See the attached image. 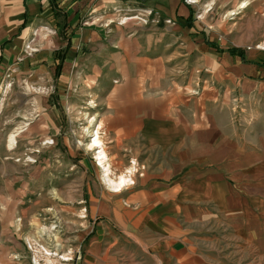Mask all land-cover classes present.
Returning <instances> with one entry per match:
<instances>
[{"label":"crops","instance_id":"crops-1","mask_svg":"<svg viewBox=\"0 0 264 264\" xmlns=\"http://www.w3.org/2000/svg\"><path fill=\"white\" fill-rule=\"evenodd\" d=\"M20 60L60 64L28 138L100 143L42 206L47 264H264V0H0V74Z\"/></svg>","mask_w":264,"mask_h":264},{"label":"rangeland","instance_id":"rangeland-1","mask_svg":"<svg viewBox=\"0 0 264 264\" xmlns=\"http://www.w3.org/2000/svg\"><path fill=\"white\" fill-rule=\"evenodd\" d=\"M58 51V50H56ZM58 55V54H57ZM56 66L46 65L44 70L40 64H24L18 61L11 66L2 68L0 74V264H47L45 254L47 251L42 249L41 228H47L50 231H56L59 225V218H53L51 222L42 212H48L47 208L51 203V211L62 205V183L61 167L64 162L72 161L78 163V160H86L89 164L90 151L86 148H95L100 146L97 142L91 146L93 140L86 138L72 139L69 145V151H63L64 143L58 141L57 144L44 143L40 139H34L33 142L26 133L27 123L30 121L40 122L43 116L41 95L45 75L50 74L49 85L51 88L56 86L55 75ZM56 74V73H55ZM53 96V95H52ZM73 96L68 97V105L71 108L63 111L55 107L59 102L57 96L49 98L50 105L56 108L55 117L59 120H86L90 114L86 109V114L75 113ZM71 100V102H70ZM89 103V101H88ZM87 103V104H88ZM257 103H260L259 101ZM248 106H245L247 109ZM83 110V109H82ZM84 111V110H83ZM261 119L264 120V105L259 109ZM80 116H83L80 118ZM11 127L13 129L11 130ZM39 131V130H37ZM85 132V131H84ZM15 133L14 146H10V136ZM98 141V140H96ZM87 143V144H86ZM34 152L35 158L31 159V153ZM68 153V154H67ZM102 153V156H98ZM91 154V153H90ZM81 156V157H78ZM97 162L101 164L104 153L101 150L95 152ZM93 156V158H94ZM49 157V161L47 158ZM68 160H64V159ZM34 168V185L30 190L34 193H26V185L29 179V172ZM45 168L47 171L42 175L41 171ZM48 173H50L48 175ZM121 177V176H120ZM120 177L113 181H117ZM44 180V181H43ZM46 180V181H45ZM109 181V180H108ZM110 183V182H109ZM37 201V213L35 223H29L33 219V214L26 211L28 204ZM45 210V211H42ZM44 218V219H42ZM38 219V220H37ZM50 221V222H49ZM41 223V224H40ZM44 223V226H42ZM41 225V226H40ZM39 235V236H38ZM56 240V237H55ZM45 253V254H44ZM36 258V260L34 259ZM48 264H50L48 262ZM51 264H58L54 258ZM223 264V263H222Z\"/></svg>","mask_w":264,"mask_h":264},{"label":"bare ground","instance_id":"bare-ground-1","mask_svg":"<svg viewBox=\"0 0 264 264\" xmlns=\"http://www.w3.org/2000/svg\"><path fill=\"white\" fill-rule=\"evenodd\" d=\"M13 135V134H12ZM10 140V146H13V143H14V139L15 138H13V136H10V138H9ZM98 141H96V139L93 141V143L91 144V146H94V144H96ZM102 156V153L98 156L99 158ZM127 178L126 177H123V176H121L120 177V179L119 180H117V181H113V180H109V182H110V185L111 186H113L114 188H118V187H120L121 185H123V184H125V182H127ZM47 254H49V253H47Z\"/></svg>","mask_w":264,"mask_h":264},{"label":"trees","instance_id":"trees-1","mask_svg":"<svg viewBox=\"0 0 264 264\" xmlns=\"http://www.w3.org/2000/svg\"><path fill=\"white\" fill-rule=\"evenodd\" d=\"M228 50H229L231 53H236V54H239V55H241L242 57H244V56H243V51L240 50V49L229 48ZM59 71H60V64H58V66H57V68H56V74H58Z\"/></svg>","mask_w":264,"mask_h":264}]
</instances>
